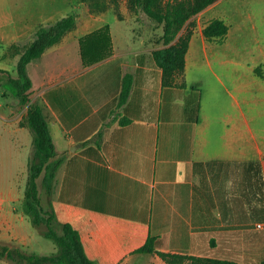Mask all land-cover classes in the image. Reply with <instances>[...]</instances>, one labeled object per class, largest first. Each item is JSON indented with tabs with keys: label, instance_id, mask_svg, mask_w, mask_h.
Masks as SVG:
<instances>
[{
	"label": "crops",
	"instance_id": "1",
	"mask_svg": "<svg viewBox=\"0 0 264 264\" xmlns=\"http://www.w3.org/2000/svg\"><path fill=\"white\" fill-rule=\"evenodd\" d=\"M79 2L0 0L2 59L41 26L77 17L28 65L63 159L50 195L59 221L79 231L95 264H169L137 252L150 237L158 251L264 264V0H217L191 17L175 85L153 54L166 44L133 29L101 34L106 20L80 22ZM215 19L229 27L223 38L204 32ZM126 73L133 87L119 107Z\"/></svg>",
	"mask_w": 264,
	"mask_h": 264
},
{
	"label": "trees",
	"instance_id": "2",
	"mask_svg": "<svg viewBox=\"0 0 264 264\" xmlns=\"http://www.w3.org/2000/svg\"><path fill=\"white\" fill-rule=\"evenodd\" d=\"M216 1L170 0L163 4L162 0H130V3L131 5L136 3L137 6H141L152 19L159 24H163V44H170L185 28L191 17ZM76 25V15L70 14L51 25L41 26L36 32L34 41L25 47L23 51H16V54H21L17 65L18 76L10 77V84L23 104L32 101L34 91V83L28 73L29 63L39 58L47 48L58 43ZM228 29L229 27L224 20L215 19L205 27L204 32L209 38H223L228 33ZM102 33L103 31H101ZM192 34L193 29L186 28L175 43L153 51L157 64L163 69V83L165 85L179 84L177 83V77L185 71L186 54ZM95 42H97L94 45L96 48L100 45L101 39L99 38ZM83 49V55L87 56L88 49ZM0 72L9 73L10 71L0 67ZM133 82L134 75L132 73H126L123 76L122 90L118 101L119 107L127 102ZM26 119L28 126L35 134V150L30 163L25 210L30 215L34 225L39 226L44 223L47 226L45 236L55 241L58 245V251L52 255L28 254L19 247H11L8 244L0 243V259L8 258L17 263L27 262L28 264H95L86 255L79 231L72 224L59 221L51 199L49 198L48 209L43 205L38 178L44 174V186L50 197L57 170L63 159L57 158V148L49 122L39 103H30ZM244 165L248 173H262L258 161H247L244 162ZM137 252L157 253L169 264H242L228 259L158 251L154 237H150Z\"/></svg>",
	"mask_w": 264,
	"mask_h": 264
},
{
	"label": "rangeland",
	"instance_id": "3",
	"mask_svg": "<svg viewBox=\"0 0 264 264\" xmlns=\"http://www.w3.org/2000/svg\"><path fill=\"white\" fill-rule=\"evenodd\" d=\"M168 1L170 0H162L163 4ZM79 3L77 10L80 22L89 20L91 13H95V17L102 15L106 20L107 24L101 28L104 33L109 34L111 26L120 28L119 32L127 34L133 29L155 45L163 43V24L152 19L148 12L136 3L131 5L130 0H80ZM117 17L121 20L118 24L115 23ZM178 35L165 47L173 44ZM1 46L0 42V55ZM21 48L22 45H14L3 59L0 56V67L10 71L0 72V243L19 247L28 254L52 255L58 251V245L45 236L47 226L44 223L34 225L25 210L30 163L35 150V134L28 126L26 117L29 105L33 101L23 104L10 84V77L18 76L19 60H15L14 53L17 50H24ZM43 176L44 174L38 178V185L43 205L48 209L50 197L44 186ZM0 264L28 263H17L8 258H1Z\"/></svg>",
	"mask_w": 264,
	"mask_h": 264
},
{
	"label": "built area",
	"instance_id": "4",
	"mask_svg": "<svg viewBox=\"0 0 264 264\" xmlns=\"http://www.w3.org/2000/svg\"><path fill=\"white\" fill-rule=\"evenodd\" d=\"M257 227H259V228H264V221H262V222H258V223H257Z\"/></svg>",
	"mask_w": 264,
	"mask_h": 264
}]
</instances>
